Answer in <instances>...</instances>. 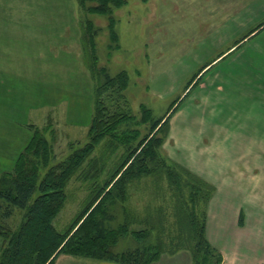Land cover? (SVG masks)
Masks as SVG:
<instances>
[{"label": "rangeland", "instance_id": "rangeland-1", "mask_svg": "<svg viewBox=\"0 0 264 264\" xmlns=\"http://www.w3.org/2000/svg\"><path fill=\"white\" fill-rule=\"evenodd\" d=\"M113 18L111 28L107 16L86 12L75 0H0V73L8 74L9 83L0 87V151L23 141L24 130L32 134L28 125L46 130L51 148L44 159L48 166L39 173L42 179L89 142L96 83L83 52L87 20L96 33L98 66L112 77L129 76L120 109L136 120L120 131L131 133L134 148L172 113L168 128L160 125L148 138L156 134L162 146L150 147L166 166L186 168L210 190L209 199L203 190L194 211L189 182L179 198L166 179H142L132 185L126 204L138 219L132 229H144L139 224L147 220L165 229L162 238L168 245L184 244L188 239H178V220L186 224L182 216L194 211L199 222L206 221L210 244L242 242L245 256L260 257L263 247L253 244L264 245V0H126ZM8 34L10 40L3 39ZM141 109L148 115L144 119ZM15 123L22 126L15 128ZM107 145L106 139L93 158L103 156ZM122 153L123 148L115 153L108 168ZM151 168L155 176L162 170ZM79 173L68 184V199L53 222L59 232L69 228L89 200L91 182L78 179ZM107 177L103 174L100 181ZM5 206L0 200V224L14 232L24 212L16 209L10 219L1 218ZM122 208L118 202L109 227L123 223ZM157 236L158 231L152 233L150 242ZM5 237L7 244V232ZM138 247L132 236L108 246L114 254ZM213 248L214 264L220 254ZM86 260L92 258L69 249L54 264ZM155 264L193 261L189 250H179Z\"/></svg>", "mask_w": 264, "mask_h": 264}, {"label": "trees", "instance_id": "trees-1", "mask_svg": "<svg viewBox=\"0 0 264 264\" xmlns=\"http://www.w3.org/2000/svg\"><path fill=\"white\" fill-rule=\"evenodd\" d=\"M75 1L86 12L107 16L111 28L115 23L114 10L126 5V0ZM260 27L254 29L251 34ZM91 28L92 24L86 20V31L82 34L83 52L86 65L96 83L93 113L88 130L89 142L61 164L48 169L40 179L39 173L48 166L44 159L51 145L45 136L46 130L35 129L33 125L26 126L32 132L29 142L19 153L13 169L0 174V200L6 204L1 218L10 219L16 209L24 212L16 231H7L5 224H0V238L3 240L0 264H54L58 255L69 249L94 261H112L119 264H155L165 254L175 255L179 250H189L193 264H213L215 251L207 239L206 221L199 222L194 212L202 199L203 190L208 191L205 199L210 198L209 187L205 181L186 168L178 164H173L172 168L159 159L156 150L152 151L150 145L160 148L163 139H154L156 136L154 134L148 140L160 125L168 128L172 113L158 120L150 135L136 147L131 146V133L127 130L120 131L124 123L136 120L134 116L123 113L124 111L120 109L122 107L120 103L125 101L123 93L128 88L129 76L121 72L112 77L105 67L98 66L94 44L96 33ZM260 33L257 32L250 40ZM110 36L116 39L113 29L110 30ZM241 46L236 47V50ZM123 105L126 106L124 102ZM141 110L144 119L148 115L146 110ZM106 139L108 145L105 147L104 155L93 158L96 149ZM121 148L123 153L117 164L115 166L111 164L108 168L109 160ZM152 166L162 167L158 175H154ZM78 172H80L78 179L91 182L89 200L69 228L65 232H59L54 228L53 222L68 199L66 188ZM107 173V179L100 181L101 176ZM150 177H156L157 180L166 179L174 195L179 198L182 197L185 182L192 185L189 200L194 205V211L192 214L183 212L182 218L186 224L178 220L181 229L178 239H184L185 235L188 239L186 243L168 245L162 238L165 229H157L156 225L147 220L145 223L139 222V225L145 224L144 229H132L138 219H135L126 205L130 198V189L134 183H140L142 179ZM118 202L122 204L124 220L117 228H112L109 224L116 219L113 211ZM240 216L243 219L242 214ZM157 231L155 242H150L152 233ZM6 232L10 237L7 244ZM31 236V244L28 246ZM126 236L134 237L139 247L123 254L111 253L108 246L116 245ZM216 257L217 261L214 264H221L222 257Z\"/></svg>", "mask_w": 264, "mask_h": 264}, {"label": "crops", "instance_id": "crops-1", "mask_svg": "<svg viewBox=\"0 0 264 264\" xmlns=\"http://www.w3.org/2000/svg\"><path fill=\"white\" fill-rule=\"evenodd\" d=\"M60 3H62V2H60ZM3 39H5V40L9 39L10 40L9 34L7 35L6 38L4 37ZM5 45L3 47L4 49H5V47H9V41H6ZM4 49H3V54H4ZM6 76H8V74ZM6 76H5V73H0V87L8 86L9 83H7L8 79L6 78ZM248 82H249V80L247 81V84H248ZM242 85H244V84H242ZM228 86H230V85H228ZM220 92H224V91L220 90ZM17 124H19V123L13 124L15 128H18ZM20 126H22V125H20ZM22 134H25L23 136V141L19 140L20 142H18L17 144L11 145L9 150L6 149V150H3L2 152L0 151V174H2L4 172H9L13 169L15 161H16L19 153L25 148V146L29 142V140L31 138V133L24 130V132H22ZM206 235H207V232H206ZM208 241H209V239H208ZM243 241H245V240H243ZM247 241H249L250 243L254 242V241H251L249 239ZM210 245H211V247H216V250L218 251V253L222 257V263L221 264H264V245L258 246V244H253V246H255L257 248L263 247L262 249L258 250L260 252V257H258V258L257 257H248V256H251L250 254L245 256L246 254L244 252L245 250L242 247V242L240 243V242L228 241V242H224V243H215V244L211 243ZM2 246H3V240H2V238H0V255H1V251H2ZM65 258H67V257H65ZM172 258H174V257H172ZM172 258H169V260L171 261ZM58 259H60V257ZM58 259H57V262H59L63 258H61L60 260H58ZM82 264H119V263L112 262V261L86 260V262L82 263Z\"/></svg>", "mask_w": 264, "mask_h": 264}]
</instances>
